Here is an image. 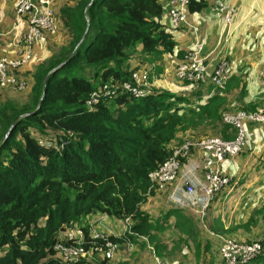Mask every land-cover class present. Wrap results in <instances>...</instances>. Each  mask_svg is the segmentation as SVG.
Wrapping results in <instances>:
<instances>
[{"label":"trees","instance_id":"obj_1","mask_svg":"<svg viewBox=\"0 0 264 264\" xmlns=\"http://www.w3.org/2000/svg\"><path fill=\"white\" fill-rule=\"evenodd\" d=\"M209 3L192 0L189 17ZM54 13L57 34L38 43L30 64L17 71L28 99L12 100V90L0 91V264H147L153 247L154 258L166 264H225L198 216L169 203L168 192L151 190L149 174L187 142L235 137L224 117L259 110L245 103L243 75L232 76L223 89L182 82L179 94L156 88L134 99L121 88L133 72L166 54L170 62H182L188 51L179 49L176 33L191 30L164 22L169 0L168 9L159 0H69ZM50 41L58 43L51 48ZM104 87L110 95L89 107L91 93ZM229 96H236V105ZM247 136L237 158L252 152ZM234 183L211 206V231L225 232L229 224L226 231L238 232L241 243L261 244L249 264H264V227L258 226L264 202L255 201L246 217L219 220L223 193ZM235 204L229 200L226 208ZM101 216L117 219L121 234L99 233L106 240L96 239L90 220ZM79 229L82 235L69 239ZM107 241L119 248L110 260ZM59 243L89 253L101 247L104 253H93L100 263L88 256L65 262L55 248Z\"/></svg>","mask_w":264,"mask_h":264},{"label":"built area","instance_id":"obj_2","mask_svg":"<svg viewBox=\"0 0 264 264\" xmlns=\"http://www.w3.org/2000/svg\"><path fill=\"white\" fill-rule=\"evenodd\" d=\"M192 0H169V17L172 28L179 30L189 28L195 35L194 45L185 54L182 62L171 61L170 70H174L180 82L212 85L215 89L223 88L233 76V69L228 57L220 61L209 60L205 56V42L200 37V28L189 21V6ZM51 0H19L16 3V12L27 18L26 33L17 40V56L0 58V88L10 89L13 92H24L27 88L26 81L20 79L17 71L27 65L33 56V46L40 41L44 33H56L54 8ZM218 10L222 14L224 30L232 27L237 7L228 0L218 3ZM42 37V38H41ZM41 38V39H40ZM216 63L209 73L210 63ZM167 68V69H168ZM154 66L148 65L132 73L128 82L121 88L123 94L134 99H143L152 94L157 86L153 85ZM151 79V80H150ZM120 87V86H119ZM117 93V92H116ZM110 95L107 87L103 93L96 91L90 95L87 102L89 107L97 105L102 98ZM224 122L235 129L236 135L232 140L221 138L206 139L201 142H187L174 150L173 155L158 169L149 174L151 190L169 192V201L177 208L193 211L203 223L209 217L211 206L217 195L233 183L232 177L224 169L225 163L236 158L243 152L248 144L246 123L264 127V108L254 112L241 111L228 114ZM43 146L51 144L42 141ZM194 154V155H193ZM196 155L198 157H196ZM204 224V225H205ZM71 232V231H70ZM69 232V239L82 235L79 229L77 235ZM95 238H106L101 234H94ZM56 250L65 262H75L79 257L92 258L95 254L104 253L101 247L95 248L92 253L84 248L65 246L63 243L56 245ZM105 258L110 260L118 252L117 244L107 241ZM262 252V246L255 243L244 246L231 241L221 243L219 253L226 264H249ZM155 264H165L160 258H154Z\"/></svg>","mask_w":264,"mask_h":264},{"label":"crops","instance_id":"obj_3","mask_svg":"<svg viewBox=\"0 0 264 264\" xmlns=\"http://www.w3.org/2000/svg\"><path fill=\"white\" fill-rule=\"evenodd\" d=\"M159 1L161 4L166 5L168 9V0ZM209 1L208 9L189 17L190 21L200 28V37H202L205 42L204 55L209 56V60L216 61L228 57L232 65L233 74L234 72L235 75L242 74L243 78L246 80L245 83H247L249 87H254L252 81H257L258 77L262 76V73H260V76H254L255 78H253L251 72L248 71L250 70V62L255 61L257 57L262 63V67L264 66V0H228L237 7V14L232 27L225 30L223 29L224 22L222 14L216 6L217 0ZM164 22L168 26L171 25V20L168 15ZM176 38L179 40V49L182 51L189 50L196 41L192 31L176 33ZM5 39L9 38H0V56L8 53L7 50L3 48L6 43L4 41ZM16 43L17 40L14 38L12 44L11 42L8 44L12 45V48H15ZM170 60L171 57L166 54L161 61L153 62L151 65L154 66V76L166 77L170 71L168 68ZM153 82L156 86L160 85V82L156 80ZM202 87L204 88L206 86L202 85ZM183 89H185V85ZM183 89L174 92L179 94ZM0 91L7 92L8 90L0 89ZM235 98L236 96L228 97L231 106L236 105V103L232 101V99ZM258 130L260 131V135L259 138L254 141L253 150L251 149L252 152H248L242 157H236L228 163L226 162L224 165L227 174L230 177L234 176L235 183L223 193V201L217 212L219 214V220H226V216L228 215L231 217L235 216L232 214V211L235 212V206L231 210L226 208V203L229 200H235L237 203V200L240 199L243 203L245 201H253L254 194H258L261 197L264 196V127L260 126ZM196 157L198 156L196 155ZM240 158L243 159V161H241ZM241 167L246 169L241 172ZM237 183L240 184L237 185ZM240 185L246 189H240ZM261 202L263 201L261 200ZM92 220L96 223L95 227L101 232H108V222H111L113 227L118 228L117 232L114 230L111 234H121L122 232L121 223L118 221L119 224H117L114 218L101 216L95 217ZM211 223L212 218L210 214L206 220L208 226L206 224H202V226L210 236L218 241V250H220L221 243L214 236V232L223 233L224 231H214L213 229V231H211ZM228 227L229 224H227L225 230ZM96 258L97 260L93 258L89 260L100 263V256Z\"/></svg>","mask_w":264,"mask_h":264},{"label":"rangeland","instance_id":"obj_4","mask_svg":"<svg viewBox=\"0 0 264 264\" xmlns=\"http://www.w3.org/2000/svg\"><path fill=\"white\" fill-rule=\"evenodd\" d=\"M18 1L19 0H0V38H4V37L5 38H9V39H5L4 40L6 43L3 46V48L6 49L8 53L5 52V53H7L6 55L2 53L3 55H1L0 57H5V56L16 57L17 56V48L16 47L12 48V45H9L8 43L11 42V44H12V41H13V39L15 37L20 39L26 33V30L28 29L27 28V22H28L27 18H24V17L20 16L16 12L15 6H16V3ZM51 1L53 2L52 3V7L54 9L56 8V10L58 9V11H59V8L64 3L68 2L69 0H51ZM190 23H192V22L190 21ZM56 34H57V32L55 34L53 33L52 36H54ZM64 37L65 36L58 37L59 41H60V39H61V41H63ZM46 38H50L49 33H44L43 38L40 41H38V42H36L34 44L33 49H35V46L38 43L42 42ZM55 39H56V37L53 38V41ZM53 41H50V43H49L51 48H54L55 44L58 43V42H53ZM30 60H32V59H30ZM255 61H251L250 62V65H249L250 70L248 72H251V76L253 78H255L254 76H260V73H262V76L258 77L257 81H252V84L254 85V87H249L248 86V91H250V93L248 94V97L245 99V103L248 104V105L250 103L251 104H255V108L257 110V109L264 108V66L262 67V63L258 60V57H257V59ZM29 64H30V62H29ZM215 64L216 63H210L209 73L212 72V68L214 67ZM234 75H235V72H234L233 76ZM238 75H242V74H238ZM260 78H261V80H260ZM151 79L153 81L156 80V81L160 82V85L157 86V89H159V90L166 89L167 91H170V92H174V91L183 89L184 84H185V83H182V82L178 81V79L176 78V73L174 72V70H170L166 77H157V76L153 75V76H151ZM152 83H153L154 86H156L154 84V82H152ZM208 84H210V83H206V84H203V85L207 86ZM228 84H229V82H228ZM192 86L193 85H189L188 88H191ZM226 86H224L223 88H225ZM171 88H172L173 91L171 90ZM223 88H218V89H223ZM0 89L5 90L4 88H0ZM174 93L177 94L176 92H174ZM8 94H9V97L16 98V99L13 98L12 100H19L20 102H25L28 99V97H29L28 92H24V93L8 92ZM227 101L229 102L228 99H227ZM232 101L235 102L234 99H232ZM245 125H246V129L248 131V134H249V146L252 149L253 146H254V141L259 138L260 131L258 130V128H257V126L255 124L247 122ZM248 127H249V130H248ZM199 132H202V130H200ZM211 138H221V137H211ZM211 138H208V139H211ZM221 139H223V138H221ZM230 140H232V139H230ZM240 157H242V156H240ZM240 160L243 161V159H241V158H240ZM245 169L246 168L241 167L240 170L242 172ZM233 177L234 176H232V179H233ZM233 182H235V181H233ZM239 184L240 183H237V185H239ZM239 187L244 188L241 185ZM153 190H155V189H153ZM168 194H169V192H168ZM261 200L264 202V196L261 197L258 194H254L253 201H250V202H246L245 201V202L242 203L241 200L238 199L237 203L235 204V212L232 211V214H234L237 217H246V215L248 214L249 209L253 206V203L255 201L259 202ZM115 220H116L117 224H119L118 220L117 219H115ZM199 222H200V220H199ZM90 224L92 225V233L96 234V235L99 234V233L111 234L114 230H115V232H117V230H118V228L112 226L111 222H108V232L99 231L95 227L96 223L93 220H90ZM202 224L204 225L205 221L203 223H201V225ZM258 226L260 228L264 227V222H259ZM250 228L253 229V224L250 225ZM204 230H205V228H204ZM70 233L73 234V235H77V231L76 230H72ZM214 236L220 241V243H223L224 241L228 240V241H231L233 243L235 242L237 244H240V245L250 246V245H247V244H245L243 242L241 243L239 241V239H238L239 238V233L238 232H227L225 230V232H223V233L214 232ZM216 242H218V241L216 240ZM217 248H218V245L216 247L217 256L222 259V256L220 255L219 250ZM149 249L152 252V256L149 253V251H150ZM149 249H147V252H146L147 254H149V257L147 259V264H155L154 255H156V254L154 252V247L153 248H149ZM120 251H122V250H120ZM127 252H128V254L132 255V252L131 253H129L130 251H127ZM130 257L131 256H128V258H130ZM224 263L226 264V262H224Z\"/></svg>","mask_w":264,"mask_h":264},{"label":"water","instance_id":"obj_5","mask_svg":"<svg viewBox=\"0 0 264 264\" xmlns=\"http://www.w3.org/2000/svg\"><path fill=\"white\" fill-rule=\"evenodd\" d=\"M83 40H84V38H83ZM73 56H74V54L72 55L71 59L73 58ZM66 63L67 62L61 64L59 67H57L56 69H54L50 74L55 73L58 70L62 69L66 65ZM40 106H41V104L39 105L37 111L39 110ZM33 114L34 113L26 114L25 116H23V118L32 116ZM17 124H18V120L16 122H14V124L11 126V128H10L8 134H7V137H6L5 141L8 139L9 135L11 134L12 130L17 126Z\"/></svg>","mask_w":264,"mask_h":264}]
</instances>
